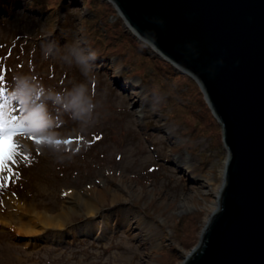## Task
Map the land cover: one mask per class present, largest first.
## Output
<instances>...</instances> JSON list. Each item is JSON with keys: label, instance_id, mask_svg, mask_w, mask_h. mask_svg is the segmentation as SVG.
I'll return each mask as SVG.
<instances>
[{"label": "rangeland", "instance_id": "1", "mask_svg": "<svg viewBox=\"0 0 264 264\" xmlns=\"http://www.w3.org/2000/svg\"><path fill=\"white\" fill-rule=\"evenodd\" d=\"M69 9L71 39L56 41L47 14L32 9L28 0H19L11 11L0 8V76L4 77L0 102L6 117L19 116L17 124L32 127L28 106L20 103L15 91L21 75L57 91L86 83L97 103L92 119L84 124L49 102L52 126L43 133L21 131L15 136L17 163L11 164L12 172L0 173L6 182L11 176L16 185L14 191L6 188L0 195V264H166L169 251L172 264H179L197 243L203 217L218 203L216 188L223 183L219 170L227 157L221 126L200 85L146 43L149 55L171 65L175 80L193 104L192 85L178 75L185 74L197 85L204 101L199 111L203 118L208 114L209 129L201 126L205 131L192 137L184 126L170 121L157 93L144 79L132 75L122 58L99 59L85 75L60 55L46 57L48 43H55L61 54L73 43L87 48L81 19L91 12L82 0ZM116 17L131 34L117 11L110 21ZM41 99L36 97L33 103ZM32 135L53 141L83 137L81 143H85L77 147L74 143H37ZM181 157L194 162L188 171L175 163ZM93 189L103 194L91 204L96 210L91 215L81 201L74 200ZM32 207L50 214L65 212L63 228L26 233L5 216L8 212L19 216ZM118 213L132 216L131 231L116 225ZM194 213L200 214L196 240L186 244L179 218Z\"/></svg>", "mask_w": 264, "mask_h": 264}, {"label": "water", "instance_id": "2", "mask_svg": "<svg viewBox=\"0 0 264 264\" xmlns=\"http://www.w3.org/2000/svg\"><path fill=\"white\" fill-rule=\"evenodd\" d=\"M104 1L200 85L221 126L223 187L184 264H264V0Z\"/></svg>", "mask_w": 264, "mask_h": 264}, {"label": "trees", "instance_id": "3", "mask_svg": "<svg viewBox=\"0 0 264 264\" xmlns=\"http://www.w3.org/2000/svg\"><path fill=\"white\" fill-rule=\"evenodd\" d=\"M19 0H0V8L11 11ZM32 9L42 11L47 14L49 28L54 31L56 41L60 39H71V26L73 19L69 6L79 0H28ZM84 5L90 10L91 14L81 19V34L84 36V43L88 49L94 50L99 54V59L109 58L110 56L122 58L129 72L134 76L144 79L152 87L162 104L168 109V118L186 128V131L195 137L200 131L201 126L209 129V118L201 116V110L204 107V101L201 100V93L197 85L185 74H179L184 82L192 85L195 103L193 104L188 97L189 93L182 91V87L175 80V72L171 65L157 57L148 54V47L145 43L137 40L134 36L125 31L121 25V19L116 17L113 22L112 16H116V11L110 3L102 0H82ZM60 13L63 14L62 17ZM61 27L58 30V26ZM60 23V24H59ZM56 29V30H55ZM207 131V130H206ZM73 142L75 147L85 143L77 139ZM77 143V144H76ZM84 147L85 144H83ZM30 160V159H29ZM13 182H3L0 186V195L7 188L10 191L15 190ZM199 213L183 216L184 237L186 244L195 242V232L198 230L197 222ZM185 221V223H184ZM190 241V242H189ZM169 260L166 264H172L173 255L169 251ZM171 254V255H170Z\"/></svg>", "mask_w": 264, "mask_h": 264}, {"label": "clouds", "instance_id": "4", "mask_svg": "<svg viewBox=\"0 0 264 264\" xmlns=\"http://www.w3.org/2000/svg\"><path fill=\"white\" fill-rule=\"evenodd\" d=\"M157 22L163 23L162 20ZM44 54L46 57L60 55L61 59L69 65H78L85 75L92 72L95 62L99 60V54L96 51L79 43L68 46L62 54L55 43H48L44 46ZM15 91L17 98L28 106L27 119L37 133H43L53 124L54 118L49 108V102L56 105L58 111L67 112L84 124L92 119L97 107L93 96L89 94L86 83H77L71 89L57 91L46 88L31 76L21 75L17 79ZM36 97H42V99L33 103ZM34 117L39 119L33 122Z\"/></svg>", "mask_w": 264, "mask_h": 264}, {"label": "bare ground", "instance_id": "5", "mask_svg": "<svg viewBox=\"0 0 264 264\" xmlns=\"http://www.w3.org/2000/svg\"><path fill=\"white\" fill-rule=\"evenodd\" d=\"M126 27L130 31H133V29L128 24H126ZM138 103H140L139 98H138L137 104ZM0 105H3V103L0 102ZM175 163L178 165V167L182 166L181 167L182 170L187 169V171H188V169H191L190 166H192L194 164V162L187 157L177 158ZM225 164H226V160H225L222 168L219 170V175L222 178H224ZM192 173H193V171H192ZM194 183H195V181H194ZM222 187H223V185H221L220 187L218 186L216 188L217 198L220 195ZM195 188H199V186H195ZM102 194H103V191L100 189L87 190L86 193L84 194V197L78 196V198H75L74 202H76V200L78 202L81 201L82 204L84 206H86L87 210H89L88 214L92 215V214L96 213V210H94L95 209L94 207L91 208V204L93 203V201L97 200L99 198V196ZM183 205H185V208L189 207L187 204H183ZM217 205H218V203H214V206H217ZM211 212L213 213L214 210H212ZM212 213H209L203 217L202 227H204L208 224ZM63 214H66V213L60 212V213H56V214H50L48 212L46 213L44 211H39L35 207H32V208L28 209L26 213L21 214L19 216L13 217L10 212L6 213L5 216H7V218L9 220H11L13 224L14 223L18 224L16 228L19 231H24L26 233H39L43 229L47 230L48 228H55V229L63 228V226L65 224L64 221L62 220ZM5 216H4V218H6ZM116 216L117 217L114 219V222L116 223L117 226H125V228L128 231L132 230V228H133L132 224L133 223H132V216L131 215H125L123 213H118ZM142 239L143 238H141V240ZM141 243H142V241H141ZM141 263H142V261H141ZM179 264H184V261L179 263Z\"/></svg>", "mask_w": 264, "mask_h": 264}, {"label": "snow or ice", "instance_id": "6", "mask_svg": "<svg viewBox=\"0 0 264 264\" xmlns=\"http://www.w3.org/2000/svg\"><path fill=\"white\" fill-rule=\"evenodd\" d=\"M4 77L0 76V80H3ZM42 95V94H41ZM23 105L24 102L20 101ZM3 105H0V173H3L5 169L9 172H12L13 169L11 168V164L17 163L16 160V153L18 151L19 145L15 141V136L18 132H36L34 131L33 127H29L25 124H17L16 121L20 120L19 116H15L12 118H8L5 116L4 112L2 111ZM38 117H34V121L38 120ZM31 139L37 143H53L56 144L60 143H68L71 144L76 139H83V137H69L67 140L60 141L56 140L53 141L50 137H46L44 135H32ZM30 162V160H29ZM9 182L11 181L12 177L9 176L7 178ZM4 178L0 175V186H3Z\"/></svg>", "mask_w": 264, "mask_h": 264}]
</instances>
